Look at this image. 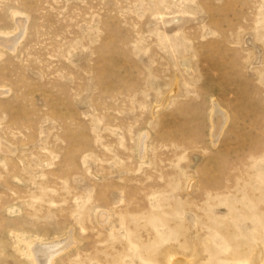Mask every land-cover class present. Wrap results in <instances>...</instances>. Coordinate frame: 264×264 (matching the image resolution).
I'll use <instances>...</instances> for the list:
<instances>
[{
	"label": "rangeland",
	"instance_id": "374dc122",
	"mask_svg": "<svg viewBox=\"0 0 264 264\" xmlns=\"http://www.w3.org/2000/svg\"><path fill=\"white\" fill-rule=\"evenodd\" d=\"M67 236L264 264V0H0V264Z\"/></svg>",
	"mask_w": 264,
	"mask_h": 264
},
{
	"label": "bare ground",
	"instance_id": "6f19581e",
	"mask_svg": "<svg viewBox=\"0 0 264 264\" xmlns=\"http://www.w3.org/2000/svg\"><path fill=\"white\" fill-rule=\"evenodd\" d=\"M214 111H215V109H214ZM225 117H227V116L225 115ZM220 118H221V114L217 110L214 112V116H211V118H210L211 126L213 127V124H214V127H215L214 133H213V135L211 134L210 137H214L213 138L214 140L215 139L217 140V138H219L218 130H220L219 129ZM211 144L213 146L215 145L213 143V140H211ZM100 216H98V219H99ZM108 220H109V215H108V218L106 220H103L104 222L102 220H100V219H99V222L101 224H105ZM17 243L20 244V242H18V241H17ZM73 243L74 242H73V239H72L71 236H67V238L65 240H63V241H58L56 239V241L55 240H51L50 242H44V243H42V242L31 243L29 248L27 247L28 248L27 257L30 260L31 264H53L54 260L58 256H60L61 253H64L65 250L70 245H72ZM169 254H171V253H169ZM172 259H174V257ZM178 259H180V258H178ZM174 264H185V263H184V261H176Z\"/></svg>",
	"mask_w": 264,
	"mask_h": 264
}]
</instances>
